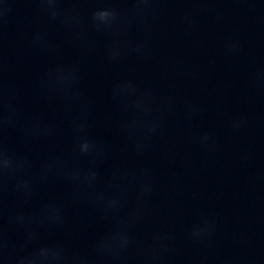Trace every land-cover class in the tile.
Segmentation results:
<instances>
[{
  "label": "water",
  "instance_id": "water-1",
  "mask_svg": "<svg viewBox=\"0 0 264 264\" xmlns=\"http://www.w3.org/2000/svg\"><path fill=\"white\" fill-rule=\"evenodd\" d=\"M0 264H264V0H0Z\"/></svg>",
  "mask_w": 264,
  "mask_h": 264
},
{
  "label": "clouds",
  "instance_id": "clouds-1",
  "mask_svg": "<svg viewBox=\"0 0 264 264\" xmlns=\"http://www.w3.org/2000/svg\"><path fill=\"white\" fill-rule=\"evenodd\" d=\"M106 14H108L107 12H101V11H99L98 13H97V15H106Z\"/></svg>",
  "mask_w": 264,
  "mask_h": 264
}]
</instances>
